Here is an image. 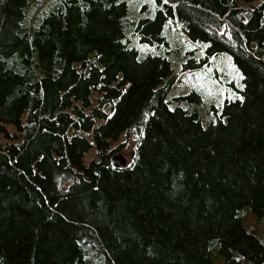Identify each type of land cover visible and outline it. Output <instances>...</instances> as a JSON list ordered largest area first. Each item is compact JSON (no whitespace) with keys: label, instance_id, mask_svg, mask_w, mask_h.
<instances>
[{"label":"trees","instance_id":"16d2710c","mask_svg":"<svg viewBox=\"0 0 264 264\" xmlns=\"http://www.w3.org/2000/svg\"><path fill=\"white\" fill-rule=\"evenodd\" d=\"M127 1L0 0V264H264V0Z\"/></svg>","mask_w":264,"mask_h":264},{"label":"rangeland","instance_id":"374dc122","mask_svg":"<svg viewBox=\"0 0 264 264\" xmlns=\"http://www.w3.org/2000/svg\"><path fill=\"white\" fill-rule=\"evenodd\" d=\"M129 15L138 16L139 9L142 6L153 5V0H128ZM132 47H136L139 56L144 53L152 52L155 49L149 46L139 44L137 39L133 37L131 42ZM196 47L200 48L199 44ZM171 60L176 63L177 70H180L181 58L177 57L174 52L171 53ZM237 68L224 56H218L211 65L203 70L190 71L180 77L168 93L170 104L173 106L176 103L175 97L185 96L191 91H197L201 97V118L206 124L209 117L212 116V107L220 106L225 99L239 97V94L234 90V87H240V76ZM124 136V135H123ZM122 136V140L124 137ZM134 141L128 140L127 148L119 154L125 163H129L132 156ZM92 158H96L95 149H90L84 156V161L87 163Z\"/></svg>","mask_w":264,"mask_h":264},{"label":"water","instance_id":"95a60500","mask_svg":"<svg viewBox=\"0 0 264 264\" xmlns=\"http://www.w3.org/2000/svg\"><path fill=\"white\" fill-rule=\"evenodd\" d=\"M110 163L114 167H122L126 164L124 159L120 155L112 156Z\"/></svg>","mask_w":264,"mask_h":264}]
</instances>
